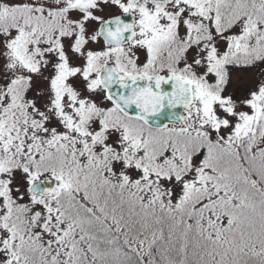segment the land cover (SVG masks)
Segmentation results:
<instances>
[{
    "label": "snow or ice",
    "instance_id": "obj_1",
    "mask_svg": "<svg viewBox=\"0 0 264 264\" xmlns=\"http://www.w3.org/2000/svg\"><path fill=\"white\" fill-rule=\"evenodd\" d=\"M0 264H264V0H0Z\"/></svg>",
    "mask_w": 264,
    "mask_h": 264
}]
</instances>
